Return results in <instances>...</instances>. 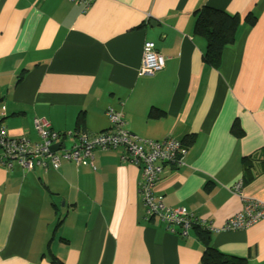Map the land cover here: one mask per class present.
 I'll use <instances>...</instances> for the list:
<instances>
[{"label": "crops", "instance_id": "0c3cea01", "mask_svg": "<svg viewBox=\"0 0 264 264\" xmlns=\"http://www.w3.org/2000/svg\"><path fill=\"white\" fill-rule=\"evenodd\" d=\"M203 5L240 17L217 68L203 60L205 40L192 30ZM146 41L164 58L153 74L139 72ZM107 107L120 110L137 137L191 135L184 163L163 166L153 197L214 229L211 244L223 255L264 264V217L215 230L243 207L231 190L243 156L256 154L260 170L242 182L243 197L264 202V0H92L87 8L75 0H0L6 133L38 141L34 117L76 131L82 115V130L96 134L109 127ZM235 120L240 136L231 131ZM123 152L95 149L94 167L0 165V264H50L48 250L64 264H199L203 246L193 229L183 236L145 217L141 169Z\"/></svg>", "mask_w": 264, "mask_h": 264}, {"label": "built area", "instance_id": "2783aa9c", "mask_svg": "<svg viewBox=\"0 0 264 264\" xmlns=\"http://www.w3.org/2000/svg\"><path fill=\"white\" fill-rule=\"evenodd\" d=\"M75 1L83 8H87L92 0ZM163 65V56L154 50L151 42H144L140 74L156 73ZM105 114L109 120V127L96 134L74 130L57 131L44 117H34L33 130L39 137L38 141H30L25 136L11 137L0 122V165L11 167L14 162L26 170L38 166L57 169L62 161H69L76 165L94 167L92 160L95 149L121 148L124 151L121 159L138 165L141 169L139 189L145 206V217L156 216L161 222L166 223V227L171 231L186 236L192 223L200 222L199 219L184 208L165 207L153 197L152 193L164 165L178 167L184 163L185 150L181 143L173 138L153 140L137 137L123 127V114L120 110L107 107ZM73 136L77 137L76 142L65 146V140ZM55 143L58 145L57 148L51 150V145ZM241 184L242 179L233 183L231 190L242 197V209L215 230L245 229L264 217V202L243 197ZM200 224L211 231L214 230L201 222Z\"/></svg>", "mask_w": 264, "mask_h": 264}, {"label": "trees", "instance_id": "16d2710c", "mask_svg": "<svg viewBox=\"0 0 264 264\" xmlns=\"http://www.w3.org/2000/svg\"><path fill=\"white\" fill-rule=\"evenodd\" d=\"M193 13V34L199 35L205 40L203 60L210 66L217 68L220 63L222 50L227 45L233 43L236 39L238 27L240 25V17L237 14H229L224 10L207 5L196 8ZM244 20L248 24H253L255 17L248 13ZM158 115V112L155 110H150L149 112L150 117H156ZM82 126L83 117L80 115L77 117L75 130L84 131L82 130ZM231 131L236 136H240L242 134V129L239 127L236 120L231 126ZM178 141L181 143V146L185 150L186 154L187 148L193 142V138L191 135H189V137ZM260 151L262 152L261 161L262 164H264V149ZM257 160H259V157L256 154L246 155L241 158L242 182L247 183L252 181L260 172V170L256 169L257 166L254 163ZM143 207L145 209L144 205ZM191 229L196 232L197 239L203 246L199 264H247L245 259L227 257L217 251L211 244V230L205 228L200 224V222L194 221L189 230ZM47 255L50 264H64L62 260L55 256V254L51 251L48 250Z\"/></svg>", "mask_w": 264, "mask_h": 264}, {"label": "water", "instance_id": "95a60500", "mask_svg": "<svg viewBox=\"0 0 264 264\" xmlns=\"http://www.w3.org/2000/svg\"><path fill=\"white\" fill-rule=\"evenodd\" d=\"M57 146H58V145L55 143V144H52L50 148H51V150H54V149L57 148Z\"/></svg>", "mask_w": 264, "mask_h": 264}, {"label": "rangeland", "instance_id": "374dc122", "mask_svg": "<svg viewBox=\"0 0 264 264\" xmlns=\"http://www.w3.org/2000/svg\"><path fill=\"white\" fill-rule=\"evenodd\" d=\"M106 130V129H105Z\"/></svg>", "mask_w": 264, "mask_h": 264}]
</instances>
